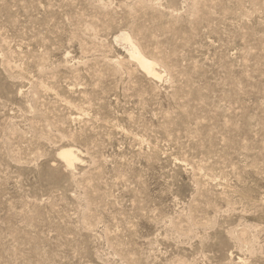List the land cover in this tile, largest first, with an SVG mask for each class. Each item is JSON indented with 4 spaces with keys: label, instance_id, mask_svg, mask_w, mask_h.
I'll list each match as a JSON object with an SVG mask.
<instances>
[{
    "label": "rangeland",
    "instance_id": "1",
    "mask_svg": "<svg viewBox=\"0 0 264 264\" xmlns=\"http://www.w3.org/2000/svg\"><path fill=\"white\" fill-rule=\"evenodd\" d=\"M0 264H264V0H0Z\"/></svg>",
    "mask_w": 264,
    "mask_h": 264
},
{
    "label": "bare ground",
    "instance_id": "2",
    "mask_svg": "<svg viewBox=\"0 0 264 264\" xmlns=\"http://www.w3.org/2000/svg\"><path fill=\"white\" fill-rule=\"evenodd\" d=\"M122 37H124V35ZM126 40L130 43L128 48L129 57H132L135 60L134 63L136 62L140 69L145 71L150 76H158L160 71H157L156 67H158L157 65L159 63L153 58L146 56L139 48V45L133 42L131 35L126 34ZM58 155L65 161L68 167L72 166L78 159L75 151L70 146L62 147L59 150Z\"/></svg>",
    "mask_w": 264,
    "mask_h": 264
}]
</instances>
